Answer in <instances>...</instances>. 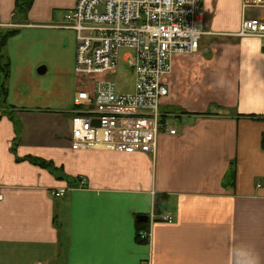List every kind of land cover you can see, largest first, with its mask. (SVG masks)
Segmentation results:
<instances>
[{
    "label": "crops",
    "instance_id": "crops-1",
    "mask_svg": "<svg viewBox=\"0 0 264 264\" xmlns=\"http://www.w3.org/2000/svg\"><path fill=\"white\" fill-rule=\"evenodd\" d=\"M16 1L0 0V29L17 31L0 107V264H238V249L264 264V40L237 36L264 6L203 0L207 34L171 59L155 153L125 155L70 149L76 40L60 26L77 0H33L24 19Z\"/></svg>",
    "mask_w": 264,
    "mask_h": 264
},
{
    "label": "built area",
    "instance_id": "built-area-1",
    "mask_svg": "<svg viewBox=\"0 0 264 264\" xmlns=\"http://www.w3.org/2000/svg\"><path fill=\"white\" fill-rule=\"evenodd\" d=\"M264 6V0H243ZM203 0H77L62 29L75 35L70 149L154 154L162 128L160 105L174 55H193L205 32ZM264 40V21L244 17L237 34ZM122 61L134 74L131 93L109 78ZM98 122L99 125H93ZM164 130L174 136L168 125ZM64 190L54 192L62 197ZM163 222H171L165 215ZM146 237V235L144 236Z\"/></svg>",
    "mask_w": 264,
    "mask_h": 264
},
{
    "label": "trees",
    "instance_id": "trees-1",
    "mask_svg": "<svg viewBox=\"0 0 264 264\" xmlns=\"http://www.w3.org/2000/svg\"><path fill=\"white\" fill-rule=\"evenodd\" d=\"M33 0H17L16 11L19 19H24L27 11L29 10ZM16 30H1L0 29V107L4 106L5 97L7 94L6 81L9 74V62L5 54V45L9 37L14 35ZM261 145L264 148V137L262 138ZM34 164L42 165L43 162L30 159ZM159 198L156 199L155 205L159 204ZM140 239V237H138Z\"/></svg>",
    "mask_w": 264,
    "mask_h": 264
},
{
    "label": "rangeland",
    "instance_id": "rangeland-1",
    "mask_svg": "<svg viewBox=\"0 0 264 264\" xmlns=\"http://www.w3.org/2000/svg\"><path fill=\"white\" fill-rule=\"evenodd\" d=\"M112 79L118 93H131L134 87L133 72L120 61L115 75L109 76Z\"/></svg>",
    "mask_w": 264,
    "mask_h": 264
},
{
    "label": "clouds",
    "instance_id": "clouds-1",
    "mask_svg": "<svg viewBox=\"0 0 264 264\" xmlns=\"http://www.w3.org/2000/svg\"><path fill=\"white\" fill-rule=\"evenodd\" d=\"M238 264H257L256 258L247 249H238L235 252Z\"/></svg>",
    "mask_w": 264,
    "mask_h": 264
},
{
    "label": "water",
    "instance_id": "water-1",
    "mask_svg": "<svg viewBox=\"0 0 264 264\" xmlns=\"http://www.w3.org/2000/svg\"><path fill=\"white\" fill-rule=\"evenodd\" d=\"M45 71V69L44 68H41L40 70H39V73H43ZM93 125H95V126H98L99 125V123L98 122H94L93 123ZM147 217H144V216H138L137 217V220L139 221V222H145V221H147Z\"/></svg>",
    "mask_w": 264,
    "mask_h": 264
}]
</instances>
